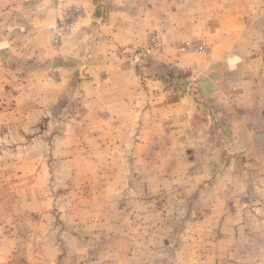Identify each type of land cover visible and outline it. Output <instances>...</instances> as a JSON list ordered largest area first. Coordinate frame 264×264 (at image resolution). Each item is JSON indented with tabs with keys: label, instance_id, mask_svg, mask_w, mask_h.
<instances>
[{
	"label": "rangeland",
	"instance_id": "rangeland-1",
	"mask_svg": "<svg viewBox=\"0 0 264 264\" xmlns=\"http://www.w3.org/2000/svg\"><path fill=\"white\" fill-rule=\"evenodd\" d=\"M153 33L143 48L166 56L150 44ZM188 41L202 40L184 41L180 53H207L184 52ZM99 67L95 86L109 81ZM45 77L47 92L0 77V245L11 235L18 248L0 262L264 264V131L250 140L255 147L229 152L226 139L211 152L186 138V152L166 142L164 155L141 133L136 107L122 123L124 108L94 105L77 88L58 109L59 72Z\"/></svg>",
	"mask_w": 264,
	"mask_h": 264
},
{
	"label": "crops",
	"instance_id": "crops-1",
	"mask_svg": "<svg viewBox=\"0 0 264 264\" xmlns=\"http://www.w3.org/2000/svg\"><path fill=\"white\" fill-rule=\"evenodd\" d=\"M78 1L86 16L55 49L49 28L56 0H0V77L10 76L11 83L21 78L24 89L47 92L51 81L45 75L55 68L61 77L55 86L65 93L53 100L58 109L77 88L94 105L124 108L122 123L136 107L143 114L141 133L156 140L160 154L167 153L166 142L175 153L186 152V138L211 152L216 142L226 149V139L229 152L255 147L250 140L264 131V0H106L104 7L99 0ZM149 31L156 32L166 56L145 51ZM193 39L204 41L207 53L179 52ZM100 60L109 81L95 86ZM30 80L35 87H26ZM14 241L10 235L0 245L2 260L12 259Z\"/></svg>",
	"mask_w": 264,
	"mask_h": 264
},
{
	"label": "built area",
	"instance_id": "built-area-1",
	"mask_svg": "<svg viewBox=\"0 0 264 264\" xmlns=\"http://www.w3.org/2000/svg\"><path fill=\"white\" fill-rule=\"evenodd\" d=\"M56 21L53 27L50 28L52 33V42L58 46L61 44L65 35L70 34L77 22L84 16V6L72 0H56ZM150 44L158 49H162V45L156 33L151 34ZM207 44L203 41L194 42L188 41L182 47L184 52L197 53L207 49Z\"/></svg>",
	"mask_w": 264,
	"mask_h": 264
}]
</instances>
